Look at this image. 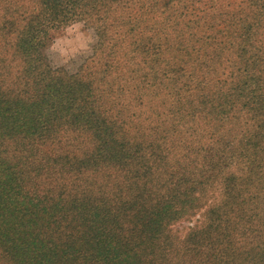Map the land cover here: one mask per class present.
Masks as SVG:
<instances>
[{
	"label": "trees",
	"instance_id": "16d2710c",
	"mask_svg": "<svg viewBox=\"0 0 264 264\" xmlns=\"http://www.w3.org/2000/svg\"><path fill=\"white\" fill-rule=\"evenodd\" d=\"M0 264H264V0H0Z\"/></svg>",
	"mask_w": 264,
	"mask_h": 264
},
{
	"label": "rangeland",
	"instance_id": "374dc122",
	"mask_svg": "<svg viewBox=\"0 0 264 264\" xmlns=\"http://www.w3.org/2000/svg\"><path fill=\"white\" fill-rule=\"evenodd\" d=\"M51 40L46 48V54L53 66H61L69 71H75L82 59L86 57L95 37L92 28L83 23H73L65 28L51 31ZM192 222H179L174 230L184 232Z\"/></svg>",
	"mask_w": 264,
	"mask_h": 264
}]
</instances>
